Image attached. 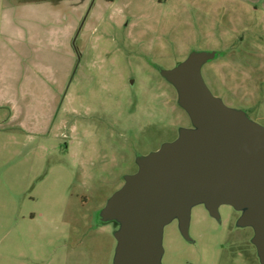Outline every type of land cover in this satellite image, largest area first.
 I'll list each match as a JSON object with an SVG mask.
<instances>
[{"label":"rangeland","instance_id":"rangeland-1","mask_svg":"<svg viewBox=\"0 0 264 264\" xmlns=\"http://www.w3.org/2000/svg\"><path fill=\"white\" fill-rule=\"evenodd\" d=\"M19 1L0 0V264H261L247 208L200 197L137 240L121 191L199 128L172 73L186 62L264 128V0H54L74 55L47 72L57 55L15 46Z\"/></svg>","mask_w":264,"mask_h":264},{"label":"water","instance_id":"water-1","mask_svg":"<svg viewBox=\"0 0 264 264\" xmlns=\"http://www.w3.org/2000/svg\"><path fill=\"white\" fill-rule=\"evenodd\" d=\"M201 63L183 73L190 63L171 71L174 82L186 85L181 104L199 128L184 129L180 138L147 155L129 178L121 192L130 228L137 240H146L172 213L187 218L200 197L213 208L229 202L248 209L244 223L255 228L253 240L264 264V128L241 122L221 104L205 85Z\"/></svg>","mask_w":264,"mask_h":264},{"label":"crops","instance_id":"crops-1","mask_svg":"<svg viewBox=\"0 0 264 264\" xmlns=\"http://www.w3.org/2000/svg\"><path fill=\"white\" fill-rule=\"evenodd\" d=\"M7 5L9 4L5 6ZM63 7L62 3L56 4L54 0H30L24 3L19 1L17 11L9 13V18L17 19V24L24 22L27 26L29 25L28 30H21L18 25L16 26V37H13L16 39L15 46H22L27 52L38 50L46 54L51 52L57 55L56 58H46L44 62L43 60L38 62L43 72L54 71L56 68L60 70L59 64L66 62L69 55V57L74 55L69 47L71 41L68 35L70 22L68 15L64 14ZM17 62L22 67L25 65H23V59H19ZM28 66L25 65L27 71L29 70Z\"/></svg>","mask_w":264,"mask_h":264}]
</instances>
